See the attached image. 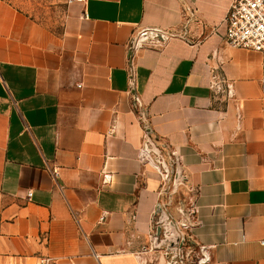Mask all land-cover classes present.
<instances>
[{"label":"crops","instance_id":"1","mask_svg":"<svg viewBox=\"0 0 264 264\" xmlns=\"http://www.w3.org/2000/svg\"><path fill=\"white\" fill-rule=\"evenodd\" d=\"M232 2L76 0L56 33L0 0V262L171 264L148 135L207 264H264L262 55L227 42Z\"/></svg>","mask_w":264,"mask_h":264},{"label":"rangeland","instance_id":"2","mask_svg":"<svg viewBox=\"0 0 264 264\" xmlns=\"http://www.w3.org/2000/svg\"><path fill=\"white\" fill-rule=\"evenodd\" d=\"M7 2L36 22L50 30L60 33L68 14L69 0H1ZM163 169L164 184L162 198L155 215V241L158 248L167 250L171 264H198L196 253L186 252L196 244L188 236L190 229H183L178 222L184 211L190 208L191 189L185 183L182 171L175 167L168 154L160 162ZM150 239L149 245L153 242ZM154 244V245H155ZM178 252V253H177Z\"/></svg>","mask_w":264,"mask_h":264},{"label":"built area","instance_id":"3","mask_svg":"<svg viewBox=\"0 0 264 264\" xmlns=\"http://www.w3.org/2000/svg\"><path fill=\"white\" fill-rule=\"evenodd\" d=\"M73 1L76 0H69L70 3H72ZM77 1L82 2L84 0ZM226 22V40L229 44L251 49L259 52L262 55V82L264 83V0H233L226 17ZM144 137L145 151L155 157L157 163L160 166L161 172L163 173V169L160 165L161 158L163 157L162 151L160 150L159 146H157L151 140V138L148 137V135H145ZM170 155L175 167L180 169L181 162L180 159L177 158L176 153L172 151ZM54 175L57 176L58 172L54 171ZM109 179L110 175H105L104 180ZM28 195L31 196L32 192L30 191ZM189 204L190 208L184 211L182 219L178 223L183 229L191 230L195 226L197 221V202L193 195L191 196ZM188 236L191 240L192 235L190 231L188 232ZM150 239L152 241L153 239L155 240V224L153 226V231L150 234ZM154 242L155 241H153L152 244L149 245L150 248H158V245H156ZM144 249H146L145 246ZM184 249L188 250L186 252L188 255H190V253H196L200 264H207L211 259V252L205 245L196 244V247H194L193 249H188L187 247ZM167 253L172 254V252L168 251ZM53 261V258H51L50 256H41L37 261L31 263L8 261L0 262V264H53ZM69 264L77 263L70 262Z\"/></svg>","mask_w":264,"mask_h":264}]
</instances>
